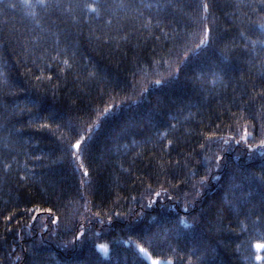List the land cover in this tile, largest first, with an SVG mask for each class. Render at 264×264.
I'll return each mask as SVG.
<instances>
[{
    "label": "trees",
    "instance_id": "obj_1",
    "mask_svg": "<svg viewBox=\"0 0 264 264\" xmlns=\"http://www.w3.org/2000/svg\"><path fill=\"white\" fill-rule=\"evenodd\" d=\"M44 4L0 2V264H264V0Z\"/></svg>",
    "mask_w": 264,
    "mask_h": 264
},
{
    "label": "snow or ice",
    "instance_id": "obj_2",
    "mask_svg": "<svg viewBox=\"0 0 264 264\" xmlns=\"http://www.w3.org/2000/svg\"><path fill=\"white\" fill-rule=\"evenodd\" d=\"M0 2H2V0H0ZM38 2L40 3L41 6H44V7H51V6H53V5H45V4H44V0H38ZM24 3H25V4H28V0H24ZM29 6L31 7V5H29ZM9 7H15V5H9ZM55 7H60V5H59V4H56ZM84 7H85L88 11L96 12L97 15L99 14V12H98V8H99V6H98V5H97V6H93V5H87V4H86V5H84ZM203 9H204L205 13L208 11V5H207L206 3L203 4ZM258 28H259V30L261 31V34L264 35V24H259V25H258ZM239 35L241 36V38H244V39L246 40L245 33H244L243 31H241ZM203 37H204V38L200 40L199 44L196 45V49H195V50H192L194 53H195V51L200 50V49H202L203 47H206V46L208 45V43H209V29H208L207 27H205V29H204ZM251 44L253 45V47H255L257 44H259V45L261 46V48L264 49V39L253 40V41H251ZM65 63H67V61H65ZM173 78H174V77H173ZM162 83H165V81H162V80H160V79H157V80H155V81L153 82V85H154V86H161ZM147 91H148L147 88L142 89V90H141V93H140L141 97H142ZM136 102H137V101H133V103H136ZM111 107H112V106H109V108H105V110H104V114H105V115L108 114V113L111 111ZM117 107H119V106H117ZM91 127H92V126H89V130H90V131H91ZM173 127H174V125H173ZM161 135H163V133H161ZM246 136H247V133L245 134V138H246ZM85 140H86V137L81 136L78 140L75 141V143H73V144L71 145V149L75 150V151H73V155L76 156V159H77V160H79V156H78L76 153H77L78 150L81 149V145H82V143H83ZM225 143H227V141H225ZM260 147H261V148H264V140H261V141H260ZM251 150H252V149L250 148L249 151H251ZM219 159H220V158L217 157V160H219ZM159 195H160V193H156V196H159ZM6 219H9V218L6 217ZM52 223H53V224H56V220L53 219V220H52ZM179 224L182 225V226L185 227V228L190 227V225L187 224V222L184 221L183 219H181V220L179 221ZM81 234H82V233H81ZM77 239H79V237H77ZM254 247L257 249V252L259 253L261 250H264V243H257V244L254 245ZM99 248L102 249L104 252H107V251H108V248H107L106 245H99ZM139 251H140V253H145L146 250H145L144 248L141 247V248L139 249ZM149 258H150V257H149ZM150 259H151V258H150ZM256 259L259 261V260H262V259H264V258H262L259 254H257V255H256ZM151 264H162V262L159 261L158 259H151ZM169 264H170V262H169Z\"/></svg>",
    "mask_w": 264,
    "mask_h": 264
},
{
    "label": "rangeland",
    "instance_id": "obj_3",
    "mask_svg": "<svg viewBox=\"0 0 264 264\" xmlns=\"http://www.w3.org/2000/svg\"><path fill=\"white\" fill-rule=\"evenodd\" d=\"M257 243H264V242H257ZM256 243V244H257ZM99 245H106L105 243H98L97 244V247H98V249L105 255L107 252H104L102 249H100L99 248ZM107 246V245H106ZM143 248V247H142ZM145 249V248H144ZM146 250V249H145ZM148 260H149V262H150V264H151V259H152V257L149 255V253L147 252V250L145 251V253H142ZM151 259H150V258Z\"/></svg>",
    "mask_w": 264,
    "mask_h": 264
},
{
    "label": "bare ground",
    "instance_id": "obj_4",
    "mask_svg": "<svg viewBox=\"0 0 264 264\" xmlns=\"http://www.w3.org/2000/svg\"><path fill=\"white\" fill-rule=\"evenodd\" d=\"M253 231H255V230H253ZM188 232V231H187ZM258 233V232H257ZM106 245H107V248H108V244L107 243H105ZM101 252V251H100ZM101 254L103 255V256H107L108 255V251H107V253L104 255L102 252H101Z\"/></svg>",
    "mask_w": 264,
    "mask_h": 264
}]
</instances>
